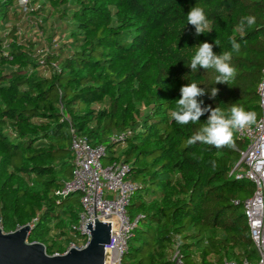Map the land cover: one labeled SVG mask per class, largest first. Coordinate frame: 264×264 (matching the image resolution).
<instances>
[{
	"label": "trees",
	"instance_id": "1",
	"mask_svg": "<svg viewBox=\"0 0 264 264\" xmlns=\"http://www.w3.org/2000/svg\"><path fill=\"white\" fill-rule=\"evenodd\" d=\"M204 9L211 31L199 36L187 24L194 6ZM0 0V227L33 224L29 242L46 252L82 246L76 226L81 194L58 193L72 178L75 129L106 147L105 165L130 166L140 188L128 205L141 215L122 264H226L254 261L258 252L241 205L254 185L231 171L246 147L194 145L188 139L206 123L178 124L172 117L180 88H205L201 107L234 105L262 112L258 86L264 69V0ZM254 16L255 24L238 26ZM236 75L215 84L216 73L187 67L196 47L232 51ZM218 41L219 45L215 44ZM218 89L211 98V88ZM130 135L114 142L111 136Z\"/></svg>",
	"mask_w": 264,
	"mask_h": 264
},
{
	"label": "built area",
	"instance_id": "2",
	"mask_svg": "<svg viewBox=\"0 0 264 264\" xmlns=\"http://www.w3.org/2000/svg\"><path fill=\"white\" fill-rule=\"evenodd\" d=\"M19 5L24 12L31 9L30 0H19ZM257 90L262 115L252 125L235 130L237 137L246 141V147L240 152V158L231 174L236 180H247L254 185L251 196L233 203L243 208L258 258L254 261L247 258L232 259L227 260L226 264H264V69ZM71 131V149L74 154L72 178L58 193L62 196L76 191L81 194L82 211L75 228L86 241L80 247H84L91 239L90 231L85 229L87 223L92 221L94 225L95 217L99 221L111 222V236L106 244L104 264H122L128 240L141 219V215L133 218L128 212L131 197L140 185L130 179L129 164L114 161L105 165L103 159L106 147L102 144L93 145L87 137L77 135L74 128ZM129 135L130 131H123L110 139L124 142ZM29 225L33 227V224ZM72 247L78 246L71 243L65 252L53 255L64 254ZM171 259L174 264H183L177 248Z\"/></svg>",
	"mask_w": 264,
	"mask_h": 264
},
{
	"label": "clouds",
	"instance_id": "3",
	"mask_svg": "<svg viewBox=\"0 0 264 264\" xmlns=\"http://www.w3.org/2000/svg\"><path fill=\"white\" fill-rule=\"evenodd\" d=\"M255 22L254 16H245L241 18L238 28L243 31L245 24L252 26ZM187 24L194 26L197 36L211 31L210 21L200 6L195 5L189 10ZM230 43L232 51H222L219 55L214 54L213 45L210 43L204 42L195 46L196 51L187 67L191 69V72L197 71L198 66L205 70L211 69L216 73L213 78L215 84H229L236 75L235 68L230 64L232 54L240 49V44L234 38L230 39ZM215 44L219 45L218 41H215ZM210 91L211 98H215L218 89L213 87ZM180 93V98L175 100V110L171 112V117L178 124L198 123L205 112H210L206 123L188 139L189 145H194L197 141L202 144L214 145L217 148L229 145L232 143L234 130L243 129L256 122V113L245 111L240 106L234 105L227 112L219 107L215 109L210 106L202 108L203 101L198 100V97L205 95V88L198 86L195 82L182 86Z\"/></svg>",
	"mask_w": 264,
	"mask_h": 264
},
{
	"label": "water",
	"instance_id": "4",
	"mask_svg": "<svg viewBox=\"0 0 264 264\" xmlns=\"http://www.w3.org/2000/svg\"><path fill=\"white\" fill-rule=\"evenodd\" d=\"M91 239L84 247H72L64 254L50 255L41 242H29V224L4 232L0 227V264H104L111 222L96 217L85 225Z\"/></svg>",
	"mask_w": 264,
	"mask_h": 264
},
{
	"label": "rangeland",
	"instance_id": "5",
	"mask_svg": "<svg viewBox=\"0 0 264 264\" xmlns=\"http://www.w3.org/2000/svg\"><path fill=\"white\" fill-rule=\"evenodd\" d=\"M240 211H241V212L243 211V208H242V207L240 208Z\"/></svg>",
	"mask_w": 264,
	"mask_h": 264
}]
</instances>
